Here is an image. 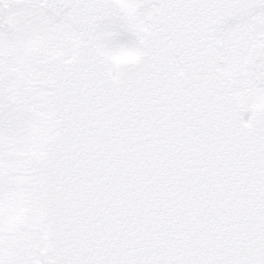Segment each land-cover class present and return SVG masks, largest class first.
Here are the masks:
<instances>
[{"label": "snow or ice", "instance_id": "obj_1", "mask_svg": "<svg viewBox=\"0 0 264 264\" xmlns=\"http://www.w3.org/2000/svg\"><path fill=\"white\" fill-rule=\"evenodd\" d=\"M0 264H264V0H0Z\"/></svg>", "mask_w": 264, "mask_h": 264}]
</instances>
